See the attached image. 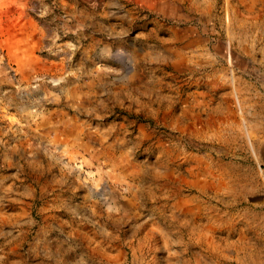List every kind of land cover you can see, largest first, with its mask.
<instances>
[{"label":"rangeland","instance_id":"374dc122","mask_svg":"<svg viewBox=\"0 0 264 264\" xmlns=\"http://www.w3.org/2000/svg\"><path fill=\"white\" fill-rule=\"evenodd\" d=\"M0 264H264V0H0Z\"/></svg>","mask_w":264,"mask_h":264}]
</instances>
